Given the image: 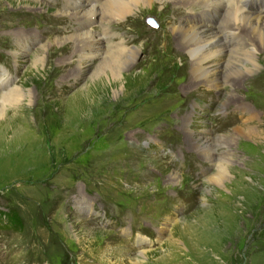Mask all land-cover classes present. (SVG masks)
<instances>
[{"label":"rangeland","instance_id":"1","mask_svg":"<svg viewBox=\"0 0 264 264\" xmlns=\"http://www.w3.org/2000/svg\"><path fill=\"white\" fill-rule=\"evenodd\" d=\"M75 1L0 0V76L24 95L0 117V264H264V78L228 88L225 108L186 88L190 57L156 3L92 25L100 53L138 50L114 79L65 41L79 24L57 15L88 6ZM188 12L175 19L201 18ZM200 133L225 143L213 166L187 144Z\"/></svg>","mask_w":264,"mask_h":264},{"label":"bare ground","instance_id":"2","mask_svg":"<svg viewBox=\"0 0 264 264\" xmlns=\"http://www.w3.org/2000/svg\"><path fill=\"white\" fill-rule=\"evenodd\" d=\"M76 1L75 3L78 4L81 0ZM85 1L88 6L84 9L82 6H73V10L57 15L58 19H63V17L67 20L73 18V21L75 20L79 24L78 29L75 32L73 31V35L65 41L74 44L75 50L81 55L80 59L91 62L94 59L104 57L105 66L109 67L114 79H119L120 73L117 74L116 72H121L122 66L130 69L134 65L133 62L137 59L138 50L120 44L107 48L108 50L105 49L106 51L100 53V50H98L99 44L92 41L94 34L91 28L92 25L96 22L100 24L103 20H106L105 25H108L113 19L119 21L128 18L132 14L134 15L136 11L132 9V6H135L138 10H141L142 6L151 9L156 3L163 5L165 8L171 7L172 13H174L173 20H175L174 24L169 26L173 36L172 39L177 44L178 52L185 53L190 57V78L186 88L197 89L200 86L210 85L205 91L215 92V95L220 97V107L225 108L224 105L228 104L227 99L232 94L228 88L235 85L236 87L239 86V82L247 84L249 81L255 82L264 78L263 69L257 73L254 72L259 69L260 61L264 58V8L261 5L264 0H97L102 1L101 5L95 4L94 0ZM181 7H184L186 11H190L188 13L199 9L201 18L191 23L179 22L178 19H175V15ZM209 12L221 17L218 23V31L210 29L209 22H206L208 21ZM110 38L111 35H108L106 31H102L95 40L103 39L107 41ZM41 48L43 49L44 46ZM11 55L17 57L15 51ZM25 56L26 54L21 60H24ZM79 62L81 63L80 60ZM219 66H222L221 76L217 70ZM243 73L248 76L245 78H231L233 75L239 77ZM252 73L254 74L249 77ZM1 77L0 117L8 104L15 106L24 97L20 89L12 87L13 81L4 83ZM235 79L238 83H231ZM188 120L189 117H183L182 127L188 124ZM187 144L193 149L200 150L199 152H202L200 154H203V160L210 166H213L218 159H222V157H215L214 150L217 146H223L225 143H220L211 134L200 133L197 137L188 139ZM178 178V175L173 173L168 177V182H177ZM165 230L166 228L162 227L159 230V236ZM144 253L140 254L142 258H144Z\"/></svg>","mask_w":264,"mask_h":264},{"label":"trees","instance_id":"3","mask_svg":"<svg viewBox=\"0 0 264 264\" xmlns=\"http://www.w3.org/2000/svg\"><path fill=\"white\" fill-rule=\"evenodd\" d=\"M8 214H11V213H1L0 214V221L3 223V225H9V222L11 221V217L8 218ZM14 219H16V217L14 216ZM13 227H16L14 224H12Z\"/></svg>","mask_w":264,"mask_h":264},{"label":"water","instance_id":"4","mask_svg":"<svg viewBox=\"0 0 264 264\" xmlns=\"http://www.w3.org/2000/svg\"><path fill=\"white\" fill-rule=\"evenodd\" d=\"M148 23L151 24L154 28H157V24H156V22H154V20L152 18L148 19Z\"/></svg>","mask_w":264,"mask_h":264}]
</instances>
